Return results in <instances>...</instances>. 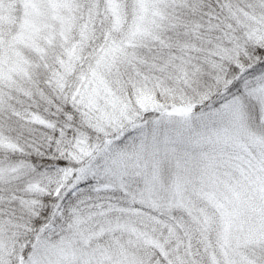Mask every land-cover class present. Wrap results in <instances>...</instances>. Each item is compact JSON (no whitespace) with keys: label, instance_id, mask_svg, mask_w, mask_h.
Returning a JSON list of instances; mask_svg holds the SVG:
<instances>
[{"label":"snow or ice","instance_id":"6c2138e0","mask_svg":"<svg viewBox=\"0 0 264 264\" xmlns=\"http://www.w3.org/2000/svg\"><path fill=\"white\" fill-rule=\"evenodd\" d=\"M0 264H264V0H0Z\"/></svg>","mask_w":264,"mask_h":264}]
</instances>
